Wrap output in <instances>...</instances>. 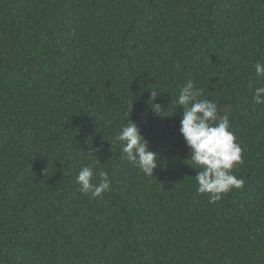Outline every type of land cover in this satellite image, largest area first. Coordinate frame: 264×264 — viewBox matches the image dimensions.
Returning <instances> with one entry per match:
<instances>
[{
    "label": "trees",
    "instance_id": "trees-1",
    "mask_svg": "<svg viewBox=\"0 0 264 264\" xmlns=\"http://www.w3.org/2000/svg\"><path fill=\"white\" fill-rule=\"evenodd\" d=\"M257 61L264 0H0V264H264ZM188 80L242 148L215 203L179 132ZM130 119L153 177L109 142ZM85 165L110 191H78Z\"/></svg>",
    "mask_w": 264,
    "mask_h": 264
},
{
    "label": "clouds",
    "instance_id": "clouds-1",
    "mask_svg": "<svg viewBox=\"0 0 264 264\" xmlns=\"http://www.w3.org/2000/svg\"><path fill=\"white\" fill-rule=\"evenodd\" d=\"M254 68L257 76H264V63L257 61ZM254 92L253 102L264 104V87H257ZM149 94L147 103L152 111L157 115L164 114L162 105L155 102L160 98V91L153 88ZM200 96L201 90L195 87L192 80L181 87L176 101L183 108L179 132L190 149L191 161L197 166L196 169H200L195 176L199 185L197 192L211 194L209 200L215 203L221 198L220 194L227 193L233 187L240 188L244 183L232 172L235 165L242 162V148L235 142L234 133L229 130V116H218L217 105L209 99H198ZM109 142L111 146L117 143L120 145L122 159H126L146 176L153 177L158 154L149 150L148 141L131 119ZM97 175L98 183H92L94 165L82 166L76 176L78 191L82 194L90 193L94 199L110 191L108 173L100 171Z\"/></svg>",
    "mask_w": 264,
    "mask_h": 264
}]
</instances>
